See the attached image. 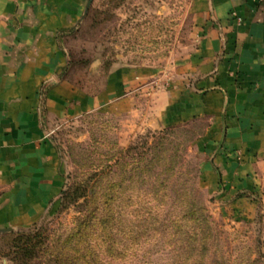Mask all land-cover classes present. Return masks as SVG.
<instances>
[{
	"label": "rangeland",
	"instance_id": "rangeland-1",
	"mask_svg": "<svg viewBox=\"0 0 264 264\" xmlns=\"http://www.w3.org/2000/svg\"><path fill=\"white\" fill-rule=\"evenodd\" d=\"M189 3L91 0L62 41L63 77L93 94L110 69L132 66L158 74L165 84L196 46ZM147 114L90 111L51 123L62 188L33 224L0 227V264H25L10 257L12 245L27 235L48 248L57 245L87 212L122 231L115 238L129 246L120 254L123 264H180L181 248L175 240L168 247L171 239L161 221L199 207L210 226L203 264H264V164L256 168L252 186L224 191L219 184L208 190L202 181L208 156L196 145L205 121L146 125ZM26 262L48 264L43 251Z\"/></svg>",
	"mask_w": 264,
	"mask_h": 264
},
{
	"label": "crops",
	"instance_id": "crops-1",
	"mask_svg": "<svg viewBox=\"0 0 264 264\" xmlns=\"http://www.w3.org/2000/svg\"><path fill=\"white\" fill-rule=\"evenodd\" d=\"M86 3L0 0V227L48 211L64 182L51 123L83 112L144 109L146 125L163 127L205 121L203 186H252L264 164V0H190L196 46L165 84L121 66L93 94L62 75V41Z\"/></svg>",
	"mask_w": 264,
	"mask_h": 264
},
{
	"label": "trees",
	"instance_id": "trees-1",
	"mask_svg": "<svg viewBox=\"0 0 264 264\" xmlns=\"http://www.w3.org/2000/svg\"><path fill=\"white\" fill-rule=\"evenodd\" d=\"M203 211L204 208L199 207V211L191 209L185 216L176 214L173 218H164L161 221L163 231L167 232L171 239L168 247L173 246L175 240L176 247L181 248L183 257H180V264H203L204 252L208 248L210 238L209 222ZM87 213L88 215L80 220L66 237L51 248L35 235H27L21 244L17 242L12 245L10 260L27 264L26 261L37 257L38 251H43L48 264H123L120 254L128 250L129 246L120 244L115 238L117 233L122 231L114 229L108 218L96 217L94 212ZM185 221H191L194 227L186 228ZM97 229L101 230V234H97ZM170 264L178 263L174 260Z\"/></svg>",
	"mask_w": 264,
	"mask_h": 264
},
{
	"label": "water",
	"instance_id": "water-1",
	"mask_svg": "<svg viewBox=\"0 0 264 264\" xmlns=\"http://www.w3.org/2000/svg\"><path fill=\"white\" fill-rule=\"evenodd\" d=\"M90 3H91V0H87V3H86V5H85V7H84V10H83V12H82L80 18L77 20L76 23H78V22L83 18V16L85 15V13H86V11H87V9H88ZM11 229H12V227H7L6 230H11Z\"/></svg>",
	"mask_w": 264,
	"mask_h": 264
}]
</instances>
